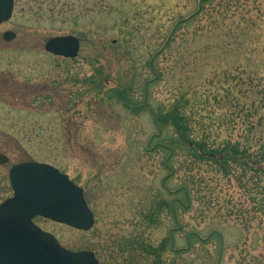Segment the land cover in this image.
Returning <instances> with one entry per match:
<instances>
[{"label": "rangeland", "instance_id": "1", "mask_svg": "<svg viewBox=\"0 0 264 264\" xmlns=\"http://www.w3.org/2000/svg\"><path fill=\"white\" fill-rule=\"evenodd\" d=\"M194 1L15 0L13 17L0 26V99L9 103L0 101V154L9 159L0 164V202L12 196V164L36 160L56 166L84 188L96 222L87 232L44 218L35 223L69 250L94 252L99 264H154L155 257L137 243L159 247L171 229L178 249L188 231L207 236L218 230L223 245L212 238L174 253L169 241L160 264H215L220 251V264H264V214L258 204L263 181L253 172L244 176L237 167L225 176L209 165L193 166L178 147L175 173L166 185L190 183L192 207L177 206L176 221L169 209L154 214L172 196L162 186L170 171L163 163L166 152L153 140L158 129L152 107L164 112L185 83L201 82L197 57L203 44H213L212 65L251 64L230 48L219 49L227 43L215 35L194 37L197 25L179 31L159 52L173 21L193 10ZM5 30L17 38L4 41ZM60 35L80 39L77 58L58 59L44 50L49 38ZM252 62L259 65L258 57ZM155 71L147 99L145 83ZM220 103L211 105L215 135L219 141L242 140L246 104ZM218 117L226 119L223 124ZM164 129L174 135L173 128Z\"/></svg>", "mask_w": 264, "mask_h": 264}, {"label": "trees", "instance_id": "2", "mask_svg": "<svg viewBox=\"0 0 264 264\" xmlns=\"http://www.w3.org/2000/svg\"><path fill=\"white\" fill-rule=\"evenodd\" d=\"M193 25H197L194 37L203 38L215 35L219 42L223 40V44L227 43L222 47L218 45L219 49L230 48L229 51L232 55L239 56V59L242 57L251 64L248 63L244 67L212 65L210 58L213 52V44H203L197 57L201 82L185 83L187 85L184 84L182 90L179 91L180 94L178 93L174 105L164 112H156L152 106L147 104L148 83H155L157 72H153L156 73L154 78L146 81L147 99L145 105L149 108L152 107V119L158 129V133L152 137L153 140H156V146L161 147L166 152L163 163L166 169L170 171L169 175L165 176L164 180L166 179V181L163 182L162 186L172 196L170 199L160 202L154 214L158 213L160 209H169L176 221L177 206L183 209L192 207L194 190L190 183L183 181L176 188H169L166 185L169 177L175 173L172 160L178 147L190 157L193 166L209 165L225 176L235 173L234 169L237 167L241 168L244 176L253 172L263 181L262 199L258 201V204L264 214V1L195 0L193 10L173 21L159 52H164L171 45L179 31L188 29ZM211 32L212 34H209ZM194 41L196 40L194 39ZM155 56L156 54L152 55L150 60L152 70H154ZM253 56L258 57L259 65H254ZM210 73L211 75H209ZM216 84L219 85L217 91L214 90ZM230 99L235 101V104H246L245 116H248V119L245 125L247 130L242 140L230 137L219 141L215 135L216 131L209 123L212 120L211 105L215 101L221 104L220 102L223 100ZM238 104L235 106L239 107ZM251 119L256 122H252ZM216 120L221 121V117L216 118ZM225 120L223 118L221 123L223 124ZM193 122L197 123L198 129ZM166 126L173 128L174 135L168 129H164ZM150 141L152 140L150 139ZM191 178L194 179V177ZM178 193L180 197L177 196ZM146 217L149 221L153 219L150 214ZM170 232L171 234L163 240L159 247L148 248L141 241L137 243L140 247L138 249L147 255H153L155 257L154 264H160L161 253L167 248L169 241L171 242V252L174 251V253L191 251L194 249L195 243H207L212 238H219L221 247L223 245L222 233L218 230H213L207 236L196 231H188L185 233L184 245L178 249L175 246L172 229ZM131 245H135V242ZM221 258L222 253L220 251L215 264H220Z\"/></svg>", "mask_w": 264, "mask_h": 264}, {"label": "water", "instance_id": "3", "mask_svg": "<svg viewBox=\"0 0 264 264\" xmlns=\"http://www.w3.org/2000/svg\"><path fill=\"white\" fill-rule=\"evenodd\" d=\"M14 0H0V24L8 21ZM12 32L4 38L10 40ZM80 48L74 36L47 41L45 49L74 58ZM0 162H4L2 157ZM14 196L0 204V264H98L93 252H73L63 248L54 235L34 224L36 216L89 230L94 215L83 197V189L55 167L27 162L10 171Z\"/></svg>", "mask_w": 264, "mask_h": 264}, {"label": "flooded vegetation", "instance_id": "4", "mask_svg": "<svg viewBox=\"0 0 264 264\" xmlns=\"http://www.w3.org/2000/svg\"><path fill=\"white\" fill-rule=\"evenodd\" d=\"M53 56V55H52ZM54 57H56V56H54ZM56 58H58V59H64V60H69V59H65V58H62V57H56ZM13 99H14V97L13 96H11ZM6 100V99H5ZM2 101L1 99H0V101L3 103H5L6 105H8L9 106V103L7 102V101ZM24 161H27V160H24ZM21 162H23V161H21Z\"/></svg>", "mask_w": 264, "mask_h": 264}]
</instances>
